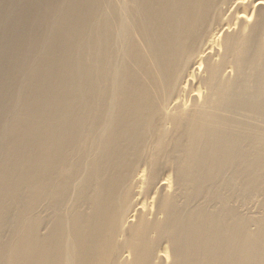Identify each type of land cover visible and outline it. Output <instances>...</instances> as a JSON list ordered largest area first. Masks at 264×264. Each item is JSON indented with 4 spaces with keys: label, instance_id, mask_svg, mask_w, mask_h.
<instances>
[{
    "label": "bare ground",
    "instance_id": "obj_1",
    "mask_svg": "<svg viewBox=\"0 0 264 264\" xmlns=\"http://www.w3.org/2000/svg\"><path fill=\"white\" fill-rule=\"evenodd\" d=\"M0 264H264V0H0Z\"/></svg>",
    "mask_w": 264,
    "mask_h": 264
}]
</instances>
